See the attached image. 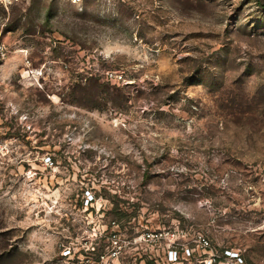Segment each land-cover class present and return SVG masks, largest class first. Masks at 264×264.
<instances>
[{
  "label": "rangeland",
  "instance_id": "rangeland-1",
  "mask_svg": "<svg viewBox=\"0 0 264 264\" xmlns=\"http://www.w3.org/2000/svg\"><path fill=\"white\" fill-rule=\"evenodd\" d=\"M0 48V264H161L130 241L177 227L264 264V0H27Z\"/></svg>",
  "mask_w": 264,
  "mask_h": 264
},
{
  "label": "built area",
  "instance_id": "built-area-1",
  "mask_svg": "<svg viewBox=\"0 0 264 264\" xmlns=\"http://www.w3.org/2000/svg\"><path fill=\"white\" fill-rule=\"evenodd\" d=\"M25 1L27 0H0V7L7 9ZM93 201L94 197L86 191L85 204L89 205ZM130 243L133 246H145L148 249L160 247L163 252L161 264H245L238 250L231 248L215 250L208 238L199 231L183 230L178 227L167 232L160 230L144 232L132 238ZM112 244L117 246V251L113 255H119L121 247L115 241H112ZM147 258V264H154L152 253H149Z\"/></svg>",
  "mask_w": 264,
  "mask_h": 264
},
{
  "label": "trees",
  "instance_id": "trees-1",
  "mask_svg": "<svg viewBox=\"0 0 264 264\" xmlns=\"http://www.w3.org/2000/svg\"><path fill=\"white\" fill-rule=\"evenodd\" d=\"M102 78L97 76H90L87 79V82L84 87V91L89 95L90 99L96 103L98 99H101L103 102H113L118 103L122 99V95L115 86L110 87V82L101 81ZM103 95V96H101ZM96 99V100H95ZM50 161V159H49ZM115 212L119 218H125L126 215L117 212V208H114Z\"/></svg>",
  "mask_w": 264,
  "mask_h": 264
}]
</instances>
